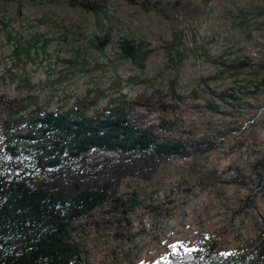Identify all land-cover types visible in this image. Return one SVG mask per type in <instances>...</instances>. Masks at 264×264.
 Masks as SVG:
<instances>
[{"label": "rangeland", "instance_id": "rangeland-1", "mask_svg": "<svg viewBox=\"0 0 264 264\" xmlns=\"http://www.w3.org/2000/svg\"><path fill=\"white\" fill-rule=\"evenodd\" d=\"M101 1L96 16L67 0H0V124L13 108L91 115L124 101L136 126L197 149L124 179L73 221L72 238L91 264H150L264 237V0ZM122 39L143 59L121 57Z\"/></svg>", "mask_w": 264, "mask_h": 264}, {"label": "trees", "instance_id": "trees-1", "mask_svg": "<svg viewBox=\"0 0 264 264\" xmlns=\"http://www.w3.org/2000/svg\"><path fill=\"white\" fill-rule=\"evenodd\" d=\"M127 1L145 10L158 3ZM67 2L96 16L105 8L101 0ZM107 41L104 33L93 46L101 50ZM118 47L121 57L132 60L146 54L138 55L140 46L131 40H120ZM18 109L0 124V264H91L72 238L73 221L113 200L124 179H149L161 164L197 149L136 126L124 101L91 115L70 107L15 116ZM255 165L264 167V154ZM262 233L238 250L220 252L214 241H205L196 249L176 248L150 264H264Z\"/></svg>", "mask_w": 264, "mask_h": 264}]
</instances>
